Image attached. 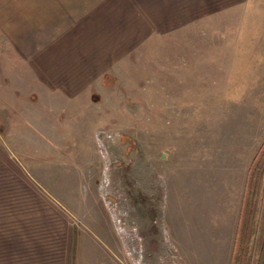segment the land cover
<instances>
[{"label": "rangeland", "instance_id": "obj_1", "mask_svg": "<svg viewBox=\"0 0 264 264\" xmlns=\"http://www.w3.org/2000/svg\"><path fill=\"white\" fill-rule=\"evenodd\" d=\"M240 1L241 17L222 0H103L47 58L0 47V264H195L159 217L165 159L210 156L246 122ZM245 205L235 264H264V134Z\"/></svg>", "mask_w": 264, "mask_h": 264}, {"label": "crops", "instance_id": "obj_2", "mask_svg": "<svg viewBox=\"0 0 264 264\" xmlns=\"http://www.w3.org/2000/svg\"><path fill=\"white\" fill-rule=\"evenodd\" d=\"M102 1L0 0V47H9L18 55L5 58H24L28 62L43 54L47 58L46 53L55 50V37L69 35L70 27L75 25L70 24L69 17L83 19L87 12L100 9ZM222 3V13L239 9V15L240 9L243 12L250 4L240 0ZM252 3L253 17L238 26V33L245 38L238 41L237 49L250 56L243 66L252 74L241 84L244 89L240 91L241 98L251 100L246 122L238 127L232 141H218L221 144L210 151V156L186 159L181 150L170 148L165 159L159 217L182 262L235 264L242 225L256 216L252 210L257 207L245 205V196L251 162L264 134V0ZM242 43L245 48L240 46Z\"/></svg>", "mask_w": 264, "mask_h": 264}, {"label": "trees", "instance_id": "obj_3", "mask_svg": "<svg viewBox=\"0 0 264 264\" xmlns=\"http://www.w3.org/2000/svg\"><path fill=\"white\" fill-rule=\"evenodd\" d=\"M109 77H112V78H111L112 81L109 80ZM114 81H115V80H114L113 76H111L110 74H107V75H105V77H104L103 83L106 84L107 86H109V85H112V84L114 83Z\"/></svg>", "mask_w": 264, "mask_h": 264}, {"label": "water", "instance_id": "obj_4", "mask_svg": "<svg viewBox=\"0 0 264 264\" xmlns=\"http://www.w3.org/2000/svg\"><path fill=\"white\" fill-rule=\"evenodd\" d=\"M165 157H166V155H165V152H164L162 158H165Z\"/></svg>", "mask_w": 264, "mask_h": 264}]
</instances>
